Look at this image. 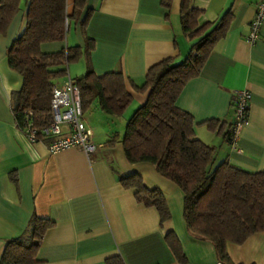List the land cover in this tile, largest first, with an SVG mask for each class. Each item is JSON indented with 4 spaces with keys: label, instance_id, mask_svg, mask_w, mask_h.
<instances>
[{
    "label": "crops",
    "instance_id": "obj_1",
    "mask_svg": "<svg viewBox=\"0 0 264 264\" xmlns=\"http://www.w3.org/2000/svg\"><path fill=\"white\" fill-rule=\"evenodd\" d=\"M259 1L192 0L203 11L199 24H212L207 33L228 13L231 17L225 37L177 100L194 118L197 138L215 148L217 165L228 162L253 173L264 171V23L259 40L247 43ZM27 3L22 0L20 12L0 34V262L8 242L21 237L36 216L53 223L37 264H107L116 256L125 264H181L166 239L170 232L187 264H224L210 241L188 230L182 190L154 165L129 163L121 142L127 121L148 100L149 90L143 87L150 68L170 58L184 60L200 40L184 33L183 0H87L79 19L71 20L66 42L42 45L44 53L80 46L83 57L73 66L77 78L89 68L99 77L119 71L126 78L132 104L122 118L114 120L100 110L87 113L101 125L96 136L85 122L98 147L90 158L80 147L53 154L48 141L32 144L17 125L11 95L23 82L10 68L8 51L24 29ZM67 11L72 17L75 0H67ZM243 90L252 93L249 123L234 149V96ZM208 122L217 123L215 130ZM116 134L120 141L107 144ZM130 175L165 195L170 220L162 223L156 208L139 202L134 190L122 185L121 178ZM226 251L231 264H264V232L240 246L228 243Z\"/></svg>",
    "mask_w": 264,
    "mask_h": 264
},
{
    "label": "trees",
    "instance_id": "obj_2",
    "mask_svg": "<svg viewBox=\"0 0 264 264\" xmlns=\"http://www.w3.org/2000/svg\"><path fill=\"white\" fill-rule=\"evenodd\" d=\"M86 2L75 0V11L70 17L67 0H28L24 29L8 51L10 68L23 82L22 88L11 95L12 112L23 132L29 113L38 129L52 121L54 88L69 76V65L82 59L83 50L80 46H68L57 53H44L42 45L65 43L71 20L79 19ZM21 4L22 0H1L0 34L6 32ZM202 15L203 11L193 7L192 0H183L184 33L190 39L200 40L184 60L170 58L150 68L143 87L149 90L148 100L127 121L121 142L129 163L154 165L161 176L182 190L188 230L210 241L220 260L231 264L226 251L228 243L240 246L264 232V171L248 172L228 162L217 165L215 148L197 138L194 118L177 106L185 85L200 75L208 55L225 37L231 17L228 13L207 33L211 23L201 26ZM72 82L80 91L84 114L100 110L114 120L120 119L132 104L122 72L99 77L89 68ZM206 124L211 130L217 126L216 122ZM119 141L116 134L107 144ZM212 164L216 168L210 172ZM121 183L134 190L139 202L156 208L162 223L170 220L171 213L160 190L148 189L139 175L124 176ZM52 226L50 220L35 216L21 237L8 242L0 264H37L38 250ZM166 239L178 261L187 264L177 236L170 232ZM107 264L125 263L116 256L108 259Z\"/></svg>",
    "mask_w": 264,
    "mask_h": 264
},
{
    "label": "built area",
    "instance_id": "obj_3",
    "mask_svg": "<svg viewBox=\"0 0 264 264\" xmlns=\"http://www.w3.org/2000/svg\"><path fill=\"white\" fill-rule=\"evenodd\" d=\"M264 23V0L257 5L256 15L251 23L247 43L254 45L260 36ZM252 93L248 90L238 91L234 96V121L231 128V142L234 149L240 139L241 132L249 123V107ZM52 121L38 129L32 121V113L27 115L24 133L29 141L39 143L48 141L51 153L57 154L64 150L80 147L90 158L98 147L93 143V133L84 121V113L79 89L68 78L63 84L54 88L51 102Z\"/></svg>",
    "mask_w": 264,
    "mask_h": 264
},
{
    "label": "rangeland",
    "instance_id": "obj_4",
    "mask_svg": "<svg viewBox=\"0 0 264 264\" xmlns=\"http://www.w3.org/2000/svg\"><path fill=\"white\" fill-rule=\"evenodd\" d=\"M79 63H71L70 65H69V67H68V71H69V76H67L66 77V79H68V77H70L72 80H74L75 78H77V76L78 75H76V72H75V69L76 68H73V66H75V65H78ZM86 120H89V122H90V124H91V126H92V128H94V131H95V135L96 136H99V134H100V129H101V125L100 124H98V123H96L95 121H93V118L89 115V114H86L85 115V117H84V121L86 122ZM119 122L121 121V120H118ZM116 125H118V123H116ZM115 125V126H116ZM215 166H214V164H212V166L210 167V172H213L214 170H215Z\"/></svg>",
    "mask_w": 264,
    "mask_h": 264
}]
</instances>
